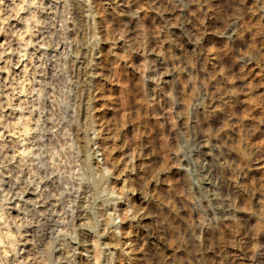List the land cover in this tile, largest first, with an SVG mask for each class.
<instances>
[{"label": "rangeland", "instance_id": "1", "mask_svg": "<svg viewBox=\"0 0 264 264\" xmlns=\"http://www.w3.org/2000/svg\"><path fill=\"white\" fill-rule=\"evenodd\" d=\"M94 263L264 264V0H0V264Z\"/></svg>", "mask_w": 264, "mask_h": 264}, {"label": "bare ground", "instance_id": "2", "mask_svg": "<svg viewBox=\"0 0 264 264\" xmlns=\"http://www.w3.org/2000/svg\"><path fill=\"white\" fill-rule=\"evenodd\" d=\"M87 85V84H86ZM199 111V110H198ZM203 113H204V111H203ZM208 121V120H207ZM210 122V121H209ZM207 139V138H206ZM216 144V143H215ZM213 147H215V145L213 146ZM202 148L204 149V151H205V156H206V162H207V173H209L210 175H215L216 176V178L218 179V178H220L218 175H217V171H218V167H219V165L223 162V161H225L226 160V156L225 155H223L224 153H222L221 151H220V149L218 150V151H216V155H214V154H211L210 152H211V150L210 151H208L209 150V148L206 146V140L205 139H202ZM217 149V148H216ZM223 149V148H222ZM231 152V151H230ZM214 153V152H213ZM214 176V177H215ZM220 180V179H219ZM224 181V180H223ZM212 182V181H211ZM223 203H224V206H226L227 207V209L229 208L230 209V205H229V203L227 202V201H223ZM15 246V245H14ZM93 250H94V260L95 261H97V259H98V257L100 256V254H99V248H98V246H97V244H93ZM95 264V263H94Z\"/></svg>", "mask_w": 264, "mask_h": 264}]
</instances>
